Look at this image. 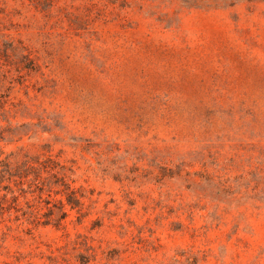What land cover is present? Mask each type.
Instances as JSON below:
<instances>
[{
  "label": "rangeland",
  "instance_id": "obj_1",
  "mask_svg": "<svg viewBox=\"0 0 264 264\" xmlns=\"http://www.w3.org/2000/svg\"><path fill=\"white\" fill-rule=\"evenodd\" d=\"M0 264H264V0H0Z\"/></svg>",
  "mask_w": 264,
  "mask_h": 264
}]
</instances>
